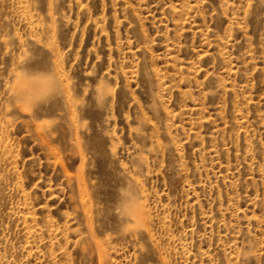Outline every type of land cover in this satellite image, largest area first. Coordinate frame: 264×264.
<instances>
[{
	"label": "rangeland",
	"instance_id": "rangeland-1",
	"mask_svg": "<svg viewBox=\"0 0 264 264\" xmlns=\"http://www.w3.org/2000/svg\"><path fill=\"white\" fill-rule=\"evenodd\" d=\"M0 264H264V0H0Z\"/></svg>",
	"mask_w": 264,
	"mask_h": 264
}]
</instances>
